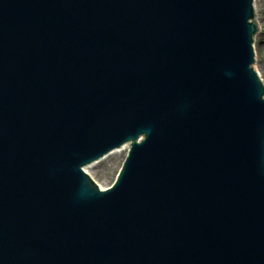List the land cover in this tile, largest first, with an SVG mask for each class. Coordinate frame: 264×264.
<instances>
[{
  "label": "water",
  "instance_id": "95a60500",
  "mask_svg": "<svg viewBox=\"0 0 264 264\" xmlns=\"http://www.w3.org/2000/svg\"><path fill=\"white\" fill-rule=\"evenodd\" d=\"M254 4L0 0V264H264Z\"/></svg>",
  "mask_w": 264,
  "mask_h": 264
},
{
  "label": "rangeland",
  "instance_id": "374dc122",
  "mask_svg": "<svg viewBox=\"0 0 264 264\" xmlns=\"http://www.w3.org/2000/svg\"><path fill=\"white\" fill-rule=\"evenodd\" d=\"M256 19L261 26V30L255 37L256 64L254 69L264 82V0H255ZM129 148L116 151L104 160L90 166L86 172L102 188H110L120 172L127 156Z\"/></svg>",
  "mask_w": 264,
  "mask_h": 264
}]
</instances>
